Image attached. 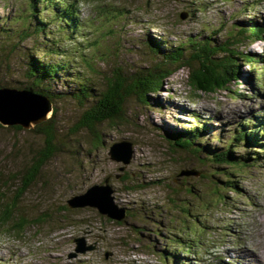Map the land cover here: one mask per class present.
<instances>
[{
	"label": "rangeland",
	"instance_id": "1",
	"mask_svg": "<svg viewBox=\"0 0 264 264\" xmlns=\"http://www.w3.org/2000/svg\"><path fill=\"white\" fill-rule=\"evenodd\" d=\"M26 2L0 0V84L25 85L31 57L73 60L50 83L51 91L61 94L51 101L58 152L44 166L41 179L16 198L14 214L26 218L23 229L0 227V264H257L244 245L264 264V147L232 140L244 118L264 116V85H256L262 80L259 70L264 72V40L248 38L238 44L239 51L262 63L252 66L238 55L240 78L230 90L194 92L185 83L186 70L179 68L160 91L147 94L148 104L126 95L124 119L95 127L100 143L92 132L76 127L83 107L69 94L79 83L76 76L90 78L89 84L101 90L117 65L129 72L153 62L148 41L162 40V49L188 37L222 41L237 28L262 24L264 0L82 1L77 8L83 29L72 32L74 45L43 11L53 42L59 39L60 48H83L85 60L74 51L65 59L38 50L51 46L32 31L22 38L21 32L32 29L28 21L34 20ZM250 124H244L246 129ZM196 126L202 132L191 148L174 144L172 134L187 136ZM122 140L131 142L133 150L125 165L108 153L112 143ZM42 141L35 127L14 132L0 124V203L14 200L17 182L12 173L25 166ZM229 143L231 149L237 146L235 156L254 159L236 167L208 159L210 152L223 151ZM252 150H259L258 156ZM105 178L114 202L126 208L125 218L117 221L93 207L67 206L71 195ZM81 237L94 248L69 256L74 239Z\"/></svg>",
	"mask_w": 264,
	"mask_h": 264
},
{
	"label": "trees",
	"instance_id": "2",
	"mask_svg": "<svg viewBox=\"0 0 264 264\" xmlns=\"http://www.w3.org/2000/svg\"><path fill=\"white\" fill-rule=\"evenodd\" d=\"M82 1L95 0H27V11L31 13L34 20L33 22L28 21V23H31L32 29L28 34L21 32L22 38L30 36L32 31L36 37H42L45 41L44 43L48 41L49 46H51L49 49H44L45 46L41 45L38 50H44L43 52L46 54H58L59 56L65 57V59L66 54L73 55L72 53L74 51L79 57L81 56L85 60L83 57L85 56L83 54V48L79 49L74 46V50L65 49L58 47L59 39L56 43L53 42L55 40L51 36L52 32L49 30V25L45 22L47 17L43 15V11H45L55 18L57 29L60 32H64V38L71 40L74 45L76 43L74 42L75 34H72V32H82L83 29L79 21L80 12L77 8V4ZM24 32L26 33V31ZM45 35L49 36V38ZM248 38L252 41L264 40V22L262 24L250 23L247 27L237 28L235 32H228V36L222 41L213 40L210 36L202 38L200 36L188 37L184 42H180L167 49H162L160 44H158L162 40H159L158 43L148 41L150 44L148 49L154 57V61L129 72L124 71L120 65H117L111 70L110 75L105 78V87L101 90H97L93 82V84H89L91 81L90 78L76 76L79 83L75 89L69 90L71 97L83 107L77 118L76 127L92 132L94 141L100 143L101 138L95 132V127L106 121L112 122L114 120L124 119L123 105L126 95L134 94L139 101L148 104L147 94L149 92L160 91L163 81L173 75L179 68L186 70L185 83L194 92L213 94L230 90V86L232 84L236 85L240 78L239 67L235 62V58L238 55L242 54L244 60L252 66L253 64L261 65V61H264H260V58H256L254 54L245 51L243 53V51L237 49L238 44ZM55 59L47 61L31 57L26 67L28 82L18 88L29 89L40 93L47 96L51 101L60 99L61 94L51 91L50 83L57 79L61 71L64 69L68 70L69 64L73 59ZM259 71L263 82L260 80L256 85L262 86L264 85V72L262 69ZM64 81L69 82L67 79ZM0 87L5 86L0 84ZM63 93L65 95L68 94L67 92ZM52 110V115L47 120L34 126L36 131L42 135L43 141L38 147L36 146L30 151L32 153L26 161L25 166H22L15 173H12V177L17 182V186L14 189V200L0 203V227H4V230L5 227L8 228L10 226H13L16 232L23 229L26 218L22 214H14L19 200H16V198L21 197L34 183H37L41 179L44 166L58 152L56 141L57 131L53 124L55 110ZM250 119H243L235 127L232 133V140H236L239 143L244 140L251 146L252 144L258 143L260 144L258 146L259 149H262L264 147V138H259L258 132L260 130L264 131V119L261 116L257 118L254 115ZM251 121H255L253 123L256 124H250ZM243 123L250 124V128L246 129ZM11 128L14 132L22 130L18 125L11 126ZM201 132L202 128L196 126L187 131V136L172 134L175 140L174 144L180 148L189 149L193 146L194 139L199 137ZM259 135L262 136L260 132ZM225 146L223 151L210 152L208 155L211 158L208 159L215 163L228 164L231 167H236L237 165L247 166V161L254 159V157L247 154L235 156L233 153L237 149L236 145L232 149L230 143L228 145L225 144ZM196 150L199 151V149ZM196 150L193 149V151ZM251 154L258 156L259 150H252ZM227 185L228 187L235 188L234 182ZM182 210L185 211L184 209Z\"/></svg>",
	"mask_w": 264,
	"mask_h": 264
},
{
	"label": "water",
	"instance_id": "3",
	"mask_svg": "<svg viewBox=\"0 0 264 264\" xmlns=\"http://www.w3.org/2000/svg\"><path fill=\"white\" fill-rule=\"evenodd\" d=\"M181 18H184L181 16ZM51 100L40 93L29 89L15 87H0V124L3 126H20L22 129H30L36 124L49 118L52 112ZM132 144L127 140L112 143L109 147L111 159L129 163L132 156ZM123 167H120L122 169ZM181 175L188 173L182 171ZM66 204L69 208L93 207L99 214L117 221L126 216V208L120 207L114 202L113 188L105 178L101 184H93L84 192L71 195ZM74 252L69 253L73 257L77 253L90 251L93 245H85L84 239L75 238Z\"/></svg>",
	"mask_w": 264,
	"mask_h": 264
},
{
	"label": "bare ground",
	"instance_id": "4",
	"mask_svg": "<svg viewBox=\"0 0 264 264\" xmlns=\"http://www.w3.org/2000/svg\"><path fill=\"white\" fill-rule=\"evenodd\" d=\"M262 128V127H261ZM241 246V245H240ZM245 246V245H244ZM243 246V250H245V251H247V253H248V255L249 254H252V257H251V259H252V262H256L257 264H262V263H260V261L258 260V258H257V256L255 255V253L252 251V250H250V249H248V247H247V249H246V246L244 247ZM241 248V247H240ZM242 253V252H241ZM240 255V254H239ZM261 261H263L264 262V260H261ZM251 262V263H252Z\"/></svg>",
	"mask_w": 264,
	"mask_h": 264
}]
</instances>
